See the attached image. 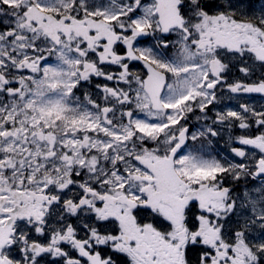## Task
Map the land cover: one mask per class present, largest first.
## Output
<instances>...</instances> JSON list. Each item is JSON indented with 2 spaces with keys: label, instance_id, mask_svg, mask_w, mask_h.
Instances as JSON below:
<instances>
[{
  "label": "snow or ice",
  "instance_id": "obj_1",
  "mask_svg": "<svg viewBox=\"0 0 264 264\" xmlns=\"http://www.w3.org/2000/svg\"><path fill=\"white\" fill-rule=\"evenodd\" d=\"M0 264H264V0H0Z\"/></svg>",
  "mask_w": 264,
  "mask_h": 264
}]
</instances>
